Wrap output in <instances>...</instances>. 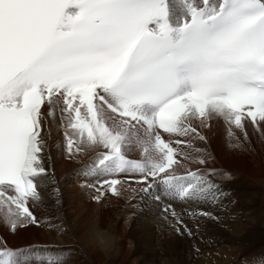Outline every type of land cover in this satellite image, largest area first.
Instances as JSON below:
<instances>
[{
	"label": "snow or ice",
	"instance_id": "1",
	"mask_svg": "<svg viewBox=\"0 0 264 264\" xmlns=\"http://www.w3.org/2000/svg\"><path fill=\"white\" fill-rule=\"evenodd\" d=\"M175 2L179 13L172 0H0V218L10 232L42 226L32 209L48 176L44 130L57 117L69 158L103 149L86 166L106 177L97 203L119 198L125 183L156 201L223 198L214 170L177 175L175 166L207 162L203 149L182 151L205 140L193 121L223 119L235 148L231 126L243 142L245 121L264 137V0ZM133 147L142 160L128 158ZM164 212L182 224L171 204ZM34 249L0 237V264H64Z\"/></svg>",
	"mask_w": 264,
	"mask_h": 264
},
{
	"label": "bare ground",
	"instance_id": "2",
	"mask_svg": "<svg viewBox=\"0 0 264 264\" xmlns=\"http://www.w3.org/2000/svg\"><path fill=\"white\" fill-rule=\"evenodd\" d=\"M193 124L197 126L198 131L200 132V134L203 137H205V140L204 141H200L199 139L193 140L192 144L194 147L191 148V151H194V148L205 150V153H204L205 157H206L207 161H209L210 163L209 164L206 163L205 165L190 166L189 169H187V170L186 169H180V171H178V172L188 171V170L193 169L197 166H207V167H209L215 171L216 174H214L213 177L221 180L222 184L224 183L225 187H227L230 184L231 189L234 188L235 197H238V199H240V201H242L241 197L245 196V198H246V195L243 192L238 190L239 186H241L240 184H233V183L236 182L238 179H240V176H242L241 173H245V171L247 173H246V175L244 174L245 178H243V181H247L250 178L254 182L253 183L254 187H256L254 189L257 190L258 186H260L264 190V175L263 176L261 175L262 173L264 174V161H263L264 152L260 153L261 159H259L258 161L255 160V161L251 162V164L248 165V167L246 165H243L242 167H240L243 164V159H242L241 155L238 153V151H236L237 148L233 147L230 144V142L236 141V139L230 138L228 136V129L230 126H228L223 121V119L213 118L212 120H210L208 122L207 127L200 125L196 121H193ZM245 125H246V131L248 133V137H252V139H253L256 131L253 129L251 122L245 121ZM231 130L235 134V137H238V135L241 137L242 133L240 132V130L235 129L234 126H231ZM44 131L47 135V141H46L47 142V149H46V153H45V166H48L50 169H52V172L48 173V176L45 179V187L41 189L42 195L44 197L42 200L43 201L42 205H41V203H39L40 210H43V212L46 214L47 212L49 213L52 210H54V207H55L54 203H56V202H54V199L56 197V195H55L56 191L55 190H57L58 187L62 188L61 192L62 193L64 192V195H63L64 198L69 199V200L70 199L72 200L73 198H75V202L77 199V203L81 197L80 194L83 193V195H84V192L81 191V188H83V187H81L80 185H77V184H79V182L77 183L76 177H77V174L80 172L79 169H80V166L82 164V161L84 160V158L86 156L89 155V153H88L85 156L84 152H90V150L91 149L93 150L94 148L84 146V150L81 153H79L76 156L69 158L68 153L66 151V139H65V141H63L62 136L60 134L61 131H64L63 135H65L66 129L64 127L60 126V120L58 117L54 122L50 120L49 121V127L46 128ZM189 138L191 139V137H189ZM82 153H84V154H82ZM195 153H197V152L195 151ZM197 154L201 155V153H197ZM89 156H91V154ZM130 156L138 157L137 155H133V154ZM140 158H143V157H140ZM226 163L227 164L228 163H231V164L238 163V166H236V168H234L232 165L227 166ZM124 187H126V185H124ZM118 188H122V187L118 186ZM126 188L130 189V188H132V185L130 187H126ZM84 191H85V189H84ZM257 192L258 191L253 190L252 195L256 194ZM126 196H125V198H127V200H129V197L131 198V196H133V194L128 192ZM162 200H165L166 204L171 203L170 198H162ZM135 201H137V199ZM79 202H80V200H79ZM225 202H228V199L222 198L219 201V203H215V204L212 203V204L207 205L209 207L215 205L214 207H216L218 209V210H215V211H217V216H219L217 218L218 223H216L214 221V223L212 225L209 222L212 225V227H211V225H209L210 227H208L207 224H205L204 219L200 218L198 221H196L194 223L196 225V228L194 227L195 226L194 225L193 228L191 227V229L190 228L188 229L193 233L192 235H190V239H187V237L189 235L188 233H187L188 235L181 233V228H180V234H178L176 231L170 232L171 228L170 229L162 228L163 233H167V232L170 233V235H168V236L164 235L165 241L168 242L167 246H168V244H171L170 246H168V248L172 249V254L174 255V258L177 259L176 261L178 262V264H203V263L205 264V262L207 260L205 262H202V256L204 254V251L207 248H208L207 250H209V252H210L209 247H214V246L217 247L219 245L230 244L231 246L234 245L231 249H233V251L234 250L236 251V250H238L239 244L242 245V243H244V242L247 243L248 245H249V243L255 244L257 241L255 242L254 240H252L253 238H257L259 240V238L261 236H264V229L263 228L260 227L261 228L260 231H257V230L255 231L257 224H261L264 221V214H263V212H264V193L262 196H260V197L258 196L257 200L254 201L255 202L254 205L256 204L255 206H253V208H255L254 215H251V216L249 214L248 215H246V214L241 215L239 213L241 215V217L232 219L234 221H231L227 215H224L221 213L224 210ZM52 204L54 207H52ZM68 204H70V202H68ZM154 205H156V204H154ZM245 205H247L246 202H245ZM240 206H241L240 203H236V205H232L231 207H233V208L230 207L231 209H233L232 213L237 212L238 210L242 211ZM260 206L263 208H261ZM40 210H38L39 215H40V213H42V211H40ZM210 210L212 211V209H210ZM226 210H228V209H226ZM61 213H62V211H61ZM219 213H221L222 215H220ZM65 216H66V214H65ZM155 216H156L155 210H153V209L149 210V212H147V214L145 213V215L142 218H140L138 224L136 223L137 226L135 228H133V229H137V233L139 234L138 238H140L142 240V242L145 244L143 249H142V252L139 251L140 252L139 256H141V257L137 256V257L141 258L142 261L140 262L138 260V258L136 257L137 260H135V261H138L136 264H173V263H170L173 260V259H171V256H170L171 254L169 253L170 254V255H168L169 258H167L165 252L163 253V249H161L160 246H156V243L159 244L161 241L159 240V242H157V241L154 242L153 222L156 219ZM69 217H71V216H69ZM50 218H52V217H50ZM61 218L63 219V217H61ZM76 218L78 219V213L76 214ZM44 219L47 220L44 217L43 221H44ZM255 219H256V223L254 224ZM0 220H2V219L0 218ZM67 220H69V218ZM64 221H65V218H64ZM47 222L50 223L52 221L49 220ZM60 222H62V221H60ZM106 223L107 222L105 220H103L102 222L98 221L96 224L91 225V226H90V224H87V225H89L88 226L89 229L86 228V230L88 229V231L83 235L84 237L82 239L80 238L78 240L79 236H77L78 238L76 237V240H78L79 243L73 242L75 246H79V248L81 247L82 255H78L77 260L72 259L71 261H67V263H65V264H95L94 261H95V259L100 258V253H106V255H107L108 253H110V251L113 248L115 249L114 251H116V250H119L121 247H123L122 246L123 243L121 244L118 241L120 238H122V235H118L119 233L118 234L116 233V236H114L112 233H111L112 234L111 235L110 234L111 231L108 230L109 226L107 228L105 227ZM1 224H2V222L0 221V226H1ZM50 224L52 225V223H50ZM78 224H80V222ZM55 226L56 225H53V227H49V226L43 225V227L41 226L40 228L35 229L36 227H34V225L29 224L28 226H26L22 229L17 228V230L12 234H8L7 232L6 233L4 232L3 235L5 236V238H7L8 246L11 248H17V247H20L23 245L26 246V244H28V243L29 244H33V243H44V244L45 243H55L56 247H54V249H51V250H55V252L58 254V257L63 258V260H65V253L68 254L69 251H71L72 249H70L68 247H67V249H66V247L63 248V246L68 245L69 242H72L71 236L69 237L67 235L66 229H65L66 232L65 231L61 232V231H58ZM71 226H73V225H71ZM75 227H77V226H75ZM81 227H82V225H81ZM172 229H174V228H172ZM71 234H73V233H71ZM138 242H139V240H138ZM237 243H239V244H237ZM61 245H63V246L61 247ZM162 246L163 245H161V247ZM227 246H229V245H227ZM38 248L39 247H35V249H38ZM130 248L132 249L131 245H130ZM134 248H136V247H134ZM46 250H49V249L46 248ZM85 250L88 251L90 254L88 252H86ZM167 252H168V249H167ZM169 252H171V251H169ZM127 254H128V252H127ZM190 254L192 255V258L189 259ZM207 254H208V252H207ZM185 255L188 258L185 259L184 258ZM209 258H210V256H209ZM187 259H189V260H187ZM212 259H214V258H212ZM212 259H211V261H212ZM209 260L210 259H208V261ZM134 262L132 264H135ZM174 264H175V262H174Z\"/></svg>",
	"mask_w": 264,
	"mask_h": 264
},
{
	"label": "rangeland",
	"instance_id": "3",
	"mask_svg": "<svg viewBox=\"0 0 264 264\" xmlns=\"http://www.w3.org/2000/svg\"><path fill=\"white\" fill-rule=\"evenodd\" d=\"M60 134L62 136V140L65 141V137L63 135L64 131H61ZM238 138H240V141L242 142V147L236 149V151H238V153L241 155V157L243 159V164L242 165L240 164L241 165L240 167H242L243 165H246L248 167V165H250L251 162H253L255 160L258 161L259 159H261L260 153L264 152V137H262L259 133L256 132L253 139H252V137H248V142H243L242 134H241V137L238 135ZM236 143H237V140L233 141V142H230V144L232 146L236 145ZM191 148L192 147H184V148H182V151H185V152L189 153L193 157L197 156L198 154L195 153V151H191ZM93 150L91 149L90 152H84L85 156L88 153L90 155L91 151H93ZM84 153H82V154H84ZM126 153L128 155L129 154L130 155L133 154V155H137L138 157H143L141 155V149L138 148V147H133L132 150H130V151L126 152ZM89 155L84 158L79 170H82L84 167H86L89 164V159L92 156V155L91 156H89ZM263 161H264V159H263ZM206 163L209 164L210 162L207 161ZM194 165H199V164L191 163L188 160H181V163L179 165H177L178 167L176 166L175 172L176 171L177 172L180 171V169H186L187 170V169H189L190 166H194ZM228 165L229 166L232 165L234 168H236V166H238V163H233V164L228 163L227 166ZM205 167L206 168L202 169V170H204V171L205 170H213V169H211V168H209L207 166H205ZM246 173H247L246 171H245V173H241L242 176H240V179H238L236 182L233 183V184H240L241 186H239L238 190L243 192L246 195V198H245V196L241 197L242 201H240V199H238V201H237V203H240L241 206H242L241 207L242 211L238 210L237 211L238 213L237 212H233L232 213L233 209H231V208H233V207H231L232 205H230V206L228 205L230 200L235 197L234 188L231 189L230 184L227 187H225L224 183L222 184L221 180H219L217 178H214L213 175L211 176L213 181L214 182L216 181L218 183V185L221 187V190L224 189V188L230 190V194L223 197V199L224 198L228 199V202H225L224 210L221 213L224 214V215H227L228 218L231 221H234L232 219L241 217V215H243V214H246V215L249 214L250 216L254 215L255 208H254V211L251 210V209H253V206H255L256 204L254 205L255 202H253V205L252 204L249 205L250 199H248V197H249V195H252L253 190L254 191H258L254 195H258L259 197L262 196L263 193H264V190L260 186H258L257 190L254 189L256 187H254V185H253L254 182H253L252 179L249 178V180L243 181V178H245ZM261 175L263 176L264 174L262 173ZM76 181H77V183L79 182V184L76 183L77 185H80L81 187H83V188H81V191L84 192V195H83V193L80 194V196H81L80 199H79L80 202L78 200V203H77V199H76V202H75V198H73L72 200L70 199L71 201L69 199L64 198L63 197L64 192L63 193L61 192L62 188L58 187V189H57L58 191H56V194H55L56 197L54 199V202H56V203L53 202L55 207L52 204V207H54V210L49 212V215H48L49 218L45 217L47 220L44 219V221L43 220L41 221V223L43 222L42 223V227H43V225L44 226H49L50 223H52V225H56V226L62 224V226L64 228V231L66 232V230H67V235L69 237L71 236L72 242H69L68 245H65V246L61 245V247L63 246V248L66 247V249H67V247H68V248L72 249L71 251H69L68 254L65 253V260H63V258H62L64 264L67 263V261H68L67 258H70L72 256V259H76L77 260L78 255H82L81 247L79 248V246H75L74 243L75 242L79 243L78 240L80 238L82 239L84 237L83 235L89 229V227H88L89 225H87V224H90V226H91V225L96 224L98 221L102 222L103 220H105L107 222L105 227L107 228L109 226L108 230L111 231L110 234L112 233L114 236H116V233L117 234L119 233L118 235H122V238H120L118 241L121 244L123 243L122 244L123 247H121L119 250H116V251H114L115 249L113 248L110 251V253H108L107 255H106V253H100L99 252L100 253V258L99 259H95V261H94L95 264H132L135 260H137L136 257L140 255V252H142V249H143L145 244L142 242V240L140 238H138L139 234L137 233V229H133V228H135L137 226L140 218H142L145 215V213L147 214V212H149V210L153 209L156 212V216H155L156 219L153 222L154 242H156V241L159 242V240L161 241L159 244L156 243V246H160V248L163 249V253L165 252L167 258H169L168 255L171 254L170 256H171V259H173L172 260L173 262L171 261L170 263H173V264H174V262H175V264H178V262L176 261L177 259H175L174 255L172 254V249L168 248V246H170L171 244H168V246H167L168 242L165 241V237H164V235L168 236V235H170V233H168V232L167 233H163L162 232L163 231L162 228H166V229H170L171 228L170 232L171 231L173 232V231H176L175 230L176 227H179V228H181V233L182 234H187L188 232H184L185 231L184 225L187 226V229H189V228L191 229V227L193 228V226L195 225L194 223L196 221H198L200 218L204 219L205 224H207L208 227H210L209 225H211V224L213 225L214 221L216 223H218L217 222L218 221L217 218L219 216H217V211H215V210H218V209L216 207H214L215 205L211 206V207H209V206L206 207L207 210H208L207 213L211 214V218H209L207 216H197L196 218H193V217H191L188 214L187 211L184 212L181 209L176 208L175 205H173L172 203H167L166 204L165 200L161 199L160 201H156V200H153V199H151L149 197H145L144 193H142L140 190H138V191L134 190L133 187L130 188V189L126 188V190H125L124 187L120 188L121 196L119 198L114 197V196L109 195V194H106L102 198L101 202L97 203L89 195L88 187L86 185H83L82 181H80L79 179L77 180V177H76ZM84 189H85V191H84ZM128 192L133 194V196H131V198L129 197V200H127L128 197L126 196ZM125 196L127 198H125ZM257 198L255 199V201L257 200ZM134 199L135 200L137 199V201H135ZM57 200L59 201V203H57ZM68 202H70V204H68ZM245 202H246L247 205H249L251 207L245 205ZM154 204H156V205H154ZM169 204H171L172 208H174L175 211L181 216V219H182V224L181 225H175V220L171 217V215L170 214H166L164 212V208L167 205H169ZM60 205L61 206L63 205V206L61 207ZM225 208L228 209V210H226ZM261 208H263V207H261ZM210 209H212V211ZM40 211L43 212V210H40ZM61 211H62V213H61ZM77 213H78V219L76 218V214ZM221 213H219V214L222 215ZM65 214H66V216H65ZM263 214H264V212H263ZM69 216H71V217H69ZM50 217H52V218H50ZM61 217H63V219ZM64 218H65V221L67 223L64 221ZM68 218H69V220H67ZM39 219H41V218H39ZM49 220H51L52 222H50V223L47 222ZM0 221L2 222V224L0 226V231H1L2 237L7 240V238H5L3 233L7 232L8 234H12V232H10L9 228L7 226H5V224L3 223V220H0ZM60 221H62V222H60ZM79 222H80V224H78ZM255 223H256V219L254 221V224ZM262 223L261 224H257V226L255 228V231L256 230L260 231L261 228L264 229V221ZM71 225H73V226H71ZM81 225H82V227H81ZM212 225H211V227H212ZM75 226H77V227H75ZM34 227H36L35 229H38L41 226L37 227V226L34 225ZM194 227L196 228V225ZM86 228H88V229L86 230ZM172 228H174V229H172ZM20 229H22V228H20ZM71 233H73L74 235L76 233L77 234L74 236ZM77 236H79V238ZM76 237L78 238V240H76ZM188 237H187V239H190V235H188ZM138 240H139V242H138ZM252 240H254L255 242L257 241V242L255 244H250L249 243V245L247 243H245V242L244 243L241 242L242 245L237 243V244H239V246H238V250H236V251L235 250L233 251V249H231L234 245L231 246L230 244L219 245L217 247L216 246L209 247L210 252H209V250H207L208 248L204 251L205 255L203 254V256H202V262H205L207 260L205 262V264H235V262L238 261V262H236V264H239L241 261H244L245 262L244 264H247L246 260H245V255H243V254H246V253H255L256 254L257 253V254H259V256H260V258L262 260L261 264H264V236H261L259 238V240L257 238H253ZM28 244H26V246L23 245V246H20V247H17V248H29L31 246L44 248V246H48L47 249H54V247H56L55 243H45V244L44 243H33L34 245H32V244L28 245ZM130 245L132 246V249L130 248ZM161 245H163L164 247L163 246L161 247ZM227 245H229V246H227ZM134 247H136V248H134ZM166 248L168 249V252H167ZM169 251H171V252H169ZM86 252H88V251H86ZM127 252H128V254H127ZM207 252H208V254H207ZM190 255H189V259L192 258V255L191 256ZM209 256H210V258H209ZM139 257H141V256H139ZM139 257H137V258L141 262L142 259L139 258ZM184 258L186 259L188 257L185 255ZM212 258H214V259H212ZM189 259H187V260H189ZM208 259H210V260L208 261ZM211 259H212V261H211ZM137 262L138 261H135L134 263L136 264Z\"/></svg>",
	"mask_w": 264,
	"mask_h": 264
},
{
	"label": "crops",
	"instance_id": "4",
	"mask_svg": "<svg viewBox=\"0 0 264 264\" xmlns=\"http://www.w3.org/2000/svg\"><path fill=\"white\" fill-rule=\"evenodd\" d=\"M96 149V148H95ZM92 152V151H91Z\"/></svg>",
	"mask_w": 264,
	"mask_h": 264
}]
</instances>
